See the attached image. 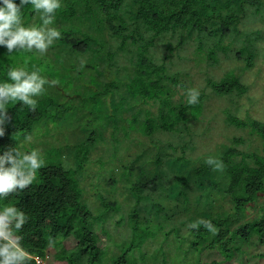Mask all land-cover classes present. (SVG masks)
<instances>
[{"label": "trees", "instance_id": "obj_1", "mask_svg": "<svg viewBox=\"0 0 264 264\" xmlns=\"http://www.w3.org/2000/svg\"><path fill=\"white\" fill-rule=\"evenodd\" d=\"M35 16L31 5L26 6L25 22ZM258 16L264 17V0H63L57 10V25L66 31L62 32L58 45L71 56L70 60L78 61L84 56L89 67L96 69L91 86L101 92L100 96L115 111L123 104L122 122L127 121L128 114H134L138 105L156 104V113L138 111L139 117L146 116L138 134L154 142L157 134H189L191 122L202 114L211 95L241 97L248 91L241 76L230 72L219 81L208 79L198 103L189 104L188 95L175 100L178 88H186V84L179 74L171 73L174 50L193 39L200 50L211 46L209 58L218 62V49L224 54L232 50L225 48L223 41L235 37L244 42L242 49L234 50L235 57L244 64V69H250L258 57L255 42L259 33L242 34L240 25L245 18ZM164 49L167 53L160 55ZM6 72L2 79L7 78ZM135 100V107H131ZM54 103L49 98L39 100L35 111L22 102L10 104V119L5 125V135L0 137V149L18 143L19 134L23 137L33 133L35 125L49 116ZM137 121L133 118V122ZM226 123L241 130L249 128L257 134L262 153L238 150L244 140L234 138L233 146L225 145L218 153L196 161L187 157L185 148L182 154H177V148L171 145L156 147L153 161L140 160L139 156L138 174L130 187L134 200L127 225L130 241L107 264L150 263L145 246L159 235L164 239L156 253L162 255V264H168L166 244L171 246L177 261L181 254L200 256L213 250L230 260L231 246L238 239L248 243L257 237L264 244V205H259L260 194L264 195V120L241 119L227 111ZM116 125L113 136L119 129V124ZM90 151L91 148L85 154L86 161ZM210 156L223 160L224 168L214 169L207 162ZM150 163L152 169L148 167ZM135 169L127 168L130 177ZM38 175L37 182L7 197L30 216L21 229L22 243L33 251L34 257L46 258L49 237L56 238L54 247L73 237L76 246L71 250L63 248L56 256L58 260L67 264H105L107 251L99 246L100 237L93 230L92 213L82 201L79 180L59 164L42 167ZM218 192L231 198L230 212H213L214 193ZM155 194L165 196L172 205L166 207L163 201H156L152 197ZM103 203L107 208L118 206L116 202L103 200ZM255 207L258 216L249 219L248 209L256 210ZM201 219L210 220L216 230L203 223L193 226ZM167 227L171 228L166 231ZM179 243H185L188 249L179 251ZM136 250H143L140 260L130 255ZM152 257L158 261L156 254ZM32 264H37L35 259Z\"/></svg>", "mask_w": 264, "mask_h": 264}, {"label": "rangeland", "instance_id": "obj_2", "mask_svg": "<svg viewBox=\"0 0 264 264\" xmlns=\"http://www.w3.org/2000/svg\"><path fill=\"white\" fill-rule=\"evenodd\" d=\"M26 19L28 20V17ZM30 22L39 23V16H35ZM61 30L66 31L65 28ZM240 32L259 33V38L255 42L258 57L252 68L244 69V64L236 59L235 51L242 49L244 42L235 37L223 41L222 45L232 50L229 54H224L218 49V62L209 58L211 46H204L200 50L197 42L192 39L181 49L174 50L170 68L171 73L179 74L180 80L186 84V88L179 87L177 90L175 100L178 101L183 95H188L189 88L206 91L208 79L219 81L230 72L241 76L243 83L248 87L247 93L241 97L234 95L226 98L211 95L202 114L191 122L189 134H157L154 137L155 143L151 138L138 134L146 118L145 115L139 117L138 111L143 109L156 113V104L149 102L136 106L134 114H128L127 121L122 122L120 112L123 104L120 103L119 111H115L112 105L110 107L106 104V98L100 96L101 92L91 86L97 71L89 67V62L80 67L81 58L84 59V56H80L78 61L70 60L71 56L61 51L64 48L58 45V41L50 47L44 57L30 52L17 53L10 58L6 46H0V79L4 77L8 64L22 62L27 58L30 64L39 65L44 74L55 81L54 84L47 85L48 91L39 98V100L49 98L55 103L49 116L35 125L32 133L34 139L27 147L39 146L47 155L45 166L62 165L79 180L82 201L91 211L93 230L100 237L99 246L107 251L105 264L126 249L130 241L127 225L131 221L129 210L134 205L130 187L138 174L137 168L140 163L136 162L139 156H142L140 160L153 161L156 147L166 148L171 145L177 148V154H182L185 148L187 157L196 161L218 153L225 145L233 146L234 138L244 140L237 146L238 150L262 153V142L257 134L249 128L241 130L229 127L226 123L227 111L241 119L264 120V17L245 18L244 23L240 25ZM173 45L176 47V41ZM166 53L164 49L159 54ZM207 92L211 94L210 89H207ZM134 102L137 101H133L131 107H135ZM133 118L138 121L133 122ZM116 124H119V129L116 136H113ZM109 125L111 127H108ZM22 139L19 134L17 141ZM90 148L86 161L85 154ZM129 167L136 168L132 177L127 170ZM148 167L152 169L153 164L150 163ZM214 196L216 198L214 213L232 210L233 203L229 196L224 197L219 192L214 193ZM152 197L156 201H163L166 207L172 205V202L161 194ZM103 200L106 203L116 202L118 206L107 208ZM259 205H264V195L260 194ZM257 216L258 207L256 210L248 209L249 219ZM169 228L171 227L165 230L168 231ZM183 231L187 233V229ZM163 239V235H159L145 246L144 251L150 261L148 264H157L158 261H160L158 264L163 263L162 255L156 253ZM76 244L77 241L69 237L62 241L61 246L49 248L45 264H67L58 260L56 256L63 248L71 250ZM179 245L180 243L177 245L179 251L188 249L185 243ZM165 248L169 252L168 264H210L214 261L219 264H264V244L257 237L248 243L238 239L231 246L233 257L230 260H226L219 251L213 250L206 251L200 256L193 253L186 256L181 254L177 261L170 249L171 246L166 244ZM155 254L158 261L152 257ZM130 255L140 260L144 253L143 250H136V253Z\"/></svg>", "mask_w": 264, "mask_h": 264}, {"label": "clouds", "instance_id": "obj_3", "mask_svg": "<svg viewBox=\"0 0 264 264\" xmlns=\"http://www.w3.org/2000/svg\"><path fill=\"white\" fill-rule=\"evenodd\" d=\"M63 0H0V46H6L10 58L17 53L35 52L44 57L49 49L63 35L57 25V10ZM31 5L39 16V23L25 22V8ZM87 60L81 59L80 67ZM6 79H0V137L6 133L9 122L10 104L22 102L35 111L39 98L48 91L47 85L54 84L37 64H30L27 58L22 62L8 64ZM187 102H199L200 91L197 88L187 90ZM34 139L32 133H26L15 145L0 149V264H32L35 259L30 248L22 243V226L29 220V213L8 201L9 193L22 191L37 182L39 170L47 164V155L39 146L30 147ZM207 162L214 169H223V160L208 157ZM199 223L215 231L210 220L201 219ZM48 246L56 245V238H48ZM37 264H42L37 259Z\"/></svg>", "mask_w": 264, "mask_h": 264}, {"label": "built area", "instance_id": "obj_4", "mask_svg": "<svg viewBox=\"0 0 264 264\" xmlns=\"http://www.w3.org/2000/svg\"><path fill=\"white\" fill-rule=\"evenodd\" d=\"M47 258H48V256L46 258H38V257H35V260H36V263H37V259H38L39 261L42 262V264H45V261H46Z\"/></svg>", "mask_w": 264, "mask_h": 264}]
</instances>
